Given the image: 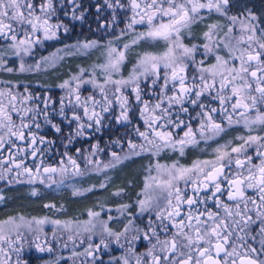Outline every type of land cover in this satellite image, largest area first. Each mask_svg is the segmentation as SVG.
<instances>
[{
  "label": "snow or ice",
  "instance_id": "6c2138e0",
  "mask_svg": "<svg viewBox=\"0 0 264 264\" xmlns=\"http://www.w3.org/2000/svg\"><path fill=\"white\" fill-rule=\"evenodd\" d=\"M235 6L234 0H103L91 5L101 36L72 46L100 56L58 85L64 90L58 101L17 91L11 81L0 88L5 187H59L69 174L85 175L105 149L97 140L72 155L70 146L113 125L125 134L110 141L104 169L149 158L143 186L132 203L116 207L115 216L102 218V208L89 209L84 221L0 220V264H26L25 246L70 252L55 256L53 264H105L113 246L122 251L107 264H264V15L250 8L233 13ZM105 8L107 21L100 19ZM87 12L82 0H0V71L38 72L41 60L54 65L55 54L32 63L25 58L70 33L64 18L83 22ZM236 127L243 133L218 142ZM57 140L63 152H57ZM210 141L217 143L206 157L182 162ZM52 157L55 163H48ZM124 194L122 188L113 192Z\"/></svg>",
  "mask_w": 264,
  "mask_h": 264
},
{
  "label": "flooded vegetation",
  "instance_id": "af4514ba",
  "mask_svg": "<svg viewBox=\"0 0 264 264\" xmlns=\"http://www.w3.org/2000/svg\"><path fill=\"white\" fill-rule=\"evenodd\" d=\"M252 0H234L235 7L232 8V12L236 13L238 11L244 10L245 8H250ZM83 5L88 9L86 19L83 22L80 21H73L69 22L67 18H64L65 23H69L71 27V31L69 34L65 35L63 33L60 34V38L57 40L52 41H45L42 45L36 46L34 50V54L32 57H35L36 59H41L42 57H49L51 58L53 54H57L58 52L61 53V59L57 60L59 61L56 65L53 67L49 66H42V69L38 72H14V73H8L5 71H0V81L3 83H0V88L7 87L8 81L12 82V86L15 87L17 91H23L24 89H34L33 95L39 96L42 98L51 97L53 100L58 101L59 98L64 95V92L58 87L60 83H62L65 79L69 78L71 74H74L77 72L78 68L84 67L89 68L93 63L97 62V58L100 56V53L98 54L96 51L88 52L85 55H82L80 53L74 52L73 54H70L72 50V46L76 45L78 42H83L88 39L93 38H99L101 36V33L96 31L98 24L96 20V12L95 8L91 7V5H95L97 3L102 4L103 0H82ZM110 11L105 8L101 14L100 19L101 20H110ZM123 25H121L122 27ZM200 31V26L197 27V33ZM110 35V33H109ZM127 39V38H125ZM56 50L57 53H54L53 51ZM154 50V49H150ZM31 58V57H30ZM9 66H13L11 61L9 62ZM40 74L41 76H32L30 78V75ZM16 85V86H15ZM87 94V92H85ZM36 103H39V101H36ZM135 123H142L137 118L135 120ZM67 130V129H66ZM243 129L236 127V128H230L226 130V133L222 134L221 137L218 138L219 143H223L226 140H231L234 136L242 134ZM44 134L47 135L50 139H56V135L51 130L45 129ZM125 134V129L113 125L111 129L105 128L101 133H96L91 140L81 138L78 141H76L72 146H70L71 154L75 155V149L81 148V149H89L91 144L95 143L97 140L100 143V146L104 148L105 150L101 153H99V156L97 159L99 161H108V158L110 156V150L109 145L110 141L112 139L117 138L118 136H123ZM216 141H210L208 145L201 144L200 149H204L205 151H200L199 149L192 150L185 158H182L183 163H190L192 159H195L196 157H206L209 153H211L212 149L216 146ZM56 150L57 152H63L64 148L61 145L60 140H57L56 143ZM116 151L119 149H115ZM167 159V158H166ZM137 160L144 164L149 162V158L146 156L138 157ZM48 163H55V158H49ZM81 164V168H84V161H79ZM125 162V161H124ZM128 162V161H127ZM124 163V164H127ZM31 163V161H29ZM123 165V164H122ZM117 168L113 169V172L111 171L110 177H116ZM90 170H85V175L83 176H72L69 174L68 179H80L86 177L88 174H90ZM140 173V172H139ZM97 175V174H96ZM100 182L102 181L103 176L97 175ZM39 183L36 184H16L14 186L18 185H30V186H37ZM133 185H136L135 187ZM0 187H5L2 182H0ZM130 190L133 192L132 196H135V191L138 190V186L136 183H132L130 185ZM118 190L117 188L115 191ZM132 199V197H131ZM130 199V200H131ZM139 222V221H138ZM115 249L108 255H105V264H107L108 260L110 259V256H118L120 255L121 251L120 249H116L115 246H113ZM138 250L144 251V244L140 243L138 244ZM23 260L25 262H30L28 260V256H23ZM38 258V256H37Z\"/></svg>",
  "mask_w": 264,
  "mask_h": 264
},
{
  "label": "trees",
  "instance_id": "16d2710c",
  "mask_svg": "<svg viewBox=\"0 0 264 264\" xmlns=\"http://www.w3.org/2000/svg\"><path fill=\"white\" fill-rule=\"evenodd\" d=\"M251 9L258 15H264V0H252L250 4ZM40 77V74L30 75ZM128 164H123L117 167L116 178L120 180L116 184L115 178L108 176V182H106L107 187L102 188V190L94 189L92 192L85 196H75L71 189L59 188L54 189L53 187L46 188L45 186L38 184L37 186L30 185H18L9 187H0V194L5 196V201L0 202V220H4L9 216H15L16 214H21L24 216H44V215H56L61 219L68 218H82L86 216L85 211L87 209L96 208L99 205L100 199L109 200L113 199L115 196L113 192L115 189H124L125 194L119 196L120 201L129 202L130 197L133 195L131 188L129 187V182L127 183V174L121 177L119 170L126 169ZM126 171V170H125ZM130 177V176H129ZM75 182H82L83 185H88L91 183L99 184L101 183L96 174L90 173L84 178L73 179ZM135 183V182H134ZM134 187L136 185H133ZM33 189L38 191L37 196H32L30 193ZM114 204L116 201L112 202ZM119 201V202H120ZM108 202V201H107ZM121 203V202H120ZM45 204H54L56 209H61L57 211L56 209L45 208ZM29 264H36L38 262L37 256L32 251L28 254Z\"/></svg>",
  "mask_w": 264,
  "mask_h": 264
},
{
  "label": "rangeland",
  "instance_id": "374dc122",
  "mask_svg": "<svg viewBox=\"0 0 264 264\" xmlns=\"http://www.w3.org/2000/svg\"><path fill=\"white\" fill-rule=\"evenodd\" d=\"M241 1H246V0H241ZM72 50V49H71ZM93 51H96V50H92L91 52H93ZM54 53H57L56 52V50H54L53 51ZM75 51L74 50H72L71 52H69L70 54H73ZM90 52V51H89ZM98 54L100 53L99 51H96ZM88 53V52H87ZM80 54H82V55H85L86 53H80ZM55 57H56V59H55V64L54 65H56L59 61H57V60H60L61 59V53H57V54H55ZM26 59V61L28 62V63H32V62H34V61H36V60H41V59H36L35 57H27V58H25ZM12 63V62H11ZM41 63H42V66H49V67H53L54 65L53 64H49V63H45V62H43L42 60H41ZM30 73V72H29ZM68 79V78H67ZM16 86V85H15ZM62 90V89H61ZM28 91L30 92V93H32V94H35L34 93V89H28ZM21 92H23V91H21ZM62 92H64V90H62ZM118 151V150H117ZM98 156H99V154H98ZM97 156V157H98ZM97 157H95V159H97ZM108 158V161H103V160H101L100 161V164L99 165H91V166H89V168L91 169L90 171L92 172V173H94V174H97V175H102L103 176V178H102V181H101V183H106V182H108V176L110 175V173H111V171L113 172V169H115V168H108V169H104L103 168V165L104 164H106V163H108L109 162V160H110V156L109 157H107ZM137 158L138 157H134V158H132L131 160H126L125 162H123L122 164H124V163H126L127 161V167H126V169L124 168V169H122V170H119V173H121L120 175H121V177L124 175V174H127L126 176H127V183L129 182V187H130V185H132V183L133 182H135L136 184H137V186H138V190H136L135 191V194L141 189V187L143 186V182H144V176H145V171H144V169H145V167L147 166V164L148 163H146V164H144V166L142 165V163L141 162H139L138 160H137ZM122 164H120V165H122ZM120 165H118L117 167H119ZM116 167V168H117ZM126 170V171H125ZM140 172V173H139ZM125 176V175H124ZM130 176V177H129ZM79 177V176H78ZM69 178V176L65 179V181H64V183L62 184V185H60L59 187H57V185H55V184H53L52 185V187L54 188V189H58L59 190V188H66V189H71L72 190V192H74V190L75 189H79V190H81V191H83L84 189H87V188H90V187H92L93 188V190L94 189H96L97 188V190H102V188H100L99 187V185L101 184V183H99V184H94V183H91V184H88V185H83V183L82 182H74L72 179H68ZM119 178V177H118ZM118 178H116L115 177V182H116V184L117 183H119L120 182V180L118 179ZM56 179L57 180H59V177H56ZM41 185H43V184H41ZM43 186H45L46 188H48L46 185H43ZM94 186V187H93ZM90 192H92V191H90ZM90 192H86V193H84L83 195H79V197H81V196H85V195H88V193H90ZM76 196V195H75ZM131 197H132V199H131ZM130 197V199L131 200H129V202H127V201H123V200H121L120 201V198H119V196H115L113 199H109V200H102V199H100L99 198V200L98 201H100V203H99V205L98 206H96V208H92V210H95V211H101V209L103 208L104 209V211H101V217L102 218H106V215L107 214H111V215H116V212H115V209H116V207L119 205V204H122V203H132V201L135 199V196H131ZM111 200H113L112 202H114V201H116L114 204H111V203H109V202H111ZM108 201V202H107ZM121 203H120V202ZM108 208H111V209H113V211L111 212V213H107V209ZM134 208H135V206L133 205V210H134ZM90 209V208H89ZM89 209H87L86 211H85V213H86V216L85 217H82V218H68V219H61V218H58L56 215H44V216H24V215H21V214H16L15 216H24L26 219H32V218H43V217H45V216H47V217H49L50 219H59V220H61V221H66V220H80V221H84V220H87L88 219V216H87V211L89 210ZM9 217H11V216H9ZM5 219H7V218H5ZM114 227H117V228H119L120 227V225L119 224H115L114 223V225H113ZM52 225L51 224H48V225H45L44 226V228H45V232H47L48 234H49V237H50V235H51V229H52ZM69 248H71V245H69ZM78 251L80 250V249H77ZM34 252V254L36 255V256H38V262L36 263V264H53V261H54V259H55V256H57V255H62V256H64V257H68L69 256V254H70V252L68 251V250H62V249H60L59 247H57L56 249H55V251L52 253V254H49V253H47V252H45V253H40V252H37L36 250H35V248L33 247V248H28V246H25V251L21 254V258L22 259H24L23 258V256L25 255V256H28V254H29V252L31 253V252ZM13 259H15V257L13 258ZM25 261V260H24ZM26 264H29V261L28 262H26ZM61 264H65V261L64 260H62L61 261Z\"/></svg>",
  "mask_w": 264,
  "mask_h": 264
}]
</instances>
